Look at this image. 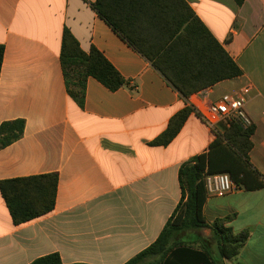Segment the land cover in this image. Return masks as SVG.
<instances>
[{"label": "crops", "instance_id": "1", "mask_svg": "<svg viewBox=\"0 0 264 264\" xmlns=\"http://www.w3.org/2000/svg\"><path fill=\"white\" fill-rule=\"evenodd\" d=\"M243 75L184 97L93 8L96 0H0V126L22 120L19 140L0 150V182L56 173L54 210L15 225L0 191V264H126L160 236L182 197L181 166L207 154L225 123L210 129L194 110L250 87L245 110L255 134L251 189L204 205L206 223L250 237L231 260L214 252L211 228L185 233L218 264H264V0H185ZM68 30L95 47L126 80L110 91L93 77L82 101L70 93L61 53ZM193 112L168 146L152 145L183 109ZM260 185V186H258Z\"/></svg>", "mask_w": 264, "mask_h": 264}, {"label": "trees", "instance_id": "2", "mask_svg": "<svg viewBox=\"0 0 264 264\" xmlns=\"http://www.w3.org/2000/svg\"><path fill=\"white\" fill-rule=\"evenodd\" d=\"M241 7L246 0H234ZM137 52L184 97L215 84L243 75L229 53L212 35L185 0H96L92 5ZM5 49L0 45V74ZM61 63L70 93L80 101L85 82L93 77L110 91H117L126 80L104 55L93 47L84 52L79 42L66 30L62 40ZM193 109L176 114L168 128L152 145L168 146L181 132ZM22 120L0 126V150L23 135ZM255 126L244 129L236 123L217 134L207 154L184 163L179 172L182 197L158 239L126 264H218L212 253L183 235L211 228L220 258L233 259L250 237L249 231L234 233L225 227L229 217L206 223L204 205L208 194L207 175L228 173L234 182L247 189L254 171L249 167V153ZM59 177L56 173L4 180L0 191L15 225L25 224L51 213L56 205ZM260 186V185H258ZM32 264H63L58 254L37 259Z\"/></svg>", "mask_w": 264, "mask_h": 264}, {"label": "built area", "instance_id": "3", "mask_svg": "<svg viewBox=\"0 0 264 264\" xmlns=\"http://www.w3.org/2000/svg\"><path fill=\"white\" fill-rule=\"evenodd\" d=\"M250 91L249 86L244 87L235 96L225 95L217 102L207 103L203 107H196L194 110L213 131H216L221 123H225L228 127L232 123H236L247 129L253 125L245 110L247 95ZM205 184L208 196L215 195L217 197H224L242 188L234 182L228 173L207 175Z\"/></svg>", "mask_w": 264, "mask_h": 264}, {"label": "rangeland", "instance_id": "4", "mask_svg": "<svg viewBox=\"0 0 264 264\" xmlns=\"http://www.w3.org/2000/svg\"><path fill=\"white\" fill-rule=\"evenodd\" d=\"M222 128H223V129H225V128H226V126H225V127H223V126H222ZM197 244H198V243H197ZM214 252H215V253H216V255H217V250H216V248L214 249Z\"/></svg>", "mask_w": 264, "mask_h": 264}]
</instances>
